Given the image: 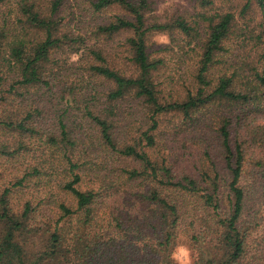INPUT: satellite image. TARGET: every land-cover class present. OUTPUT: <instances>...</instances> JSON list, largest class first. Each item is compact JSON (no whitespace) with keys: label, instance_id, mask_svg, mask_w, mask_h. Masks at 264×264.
Returning a JSON list of instances; mask_svg holds the SVG:
<instances>
[{"label":"trees","instance_id":"obj_1","mask_svg":"<svg viewBox=\"0 0 264 264\" xmlns=\"http://www.w3.org/2000/svg\"><path fill=\"white\" fill-rule=\"evenodd\" d=\"M68 1L0 0V264H178L184 237L192 264H264V70L226 66L234 13L200 27L150 21L152 0H92L95 17L123 13L82 26ZM176 29L197 59L163 100L148 36ZM189 121L198 149L182 153Z\"/></svg>","mask_w":264,"mask_h":264},{"label":"rangeland","instance_id":"obj_2","mask_svg":"<svg viewBox=\"0 0 264 264\" xmlns=\"http://www.w3.org/2000/svg\"><path fill=\"white\" fill-rule=\"evenodd\" d=\"M92 0H69L65 9L66 13H73L71 17L76 19H83L82 26L93 24L103 19L110 20L113 14L123 13L121 8L111 7L104 11L103 15L97 14L95 17L91 8ZM153 10L148 13L150 21L160 20L163 22L171 21L172 19L183 16L193 25L196 21L200 22V27L207 24L202 20L201 15H212L215 13L232 12L236 17V24L234 32L225 42L227 59V67L231 72L236 67L239 72L244 75H253L255 71L264 70V6L257 0H252L248 8L246 3L248 0H212V4L203 6L199 0H152ZM79 25V24H78ZM81 26V25H79ZM75 22L67 23V29H73ZM126 37L125 33L117 35L113 41L110 42L111 46L121 45L123 38ZM172 38L174 40H172ZM189 37L176 29L172 35L165 32L155 31L148 36V45L150 51L158 57H162L165 61L164 66L159 70L158 80L161 83L160 89L161 97L163 100H175L182 98L185 94L186 88L191 87V70L193 59L196 60L197 55L194 52L186 53L189 49L187 42ZM65 55L62 56L64 58ZM218 68L217 73L223 71ZM139 106L134 111H142ZM142 115V112H140ZM205 112L200 117L208 115ZM143 116V115H142ZM135 117H138L136 115ZM171 121V122H170ZM181 123V117L174 115H167L161 122V128L167 133L173 131V128ZM190 123V121H189ZM193 123L187 124L182 128L186 129L178 133L176 138L177 145L181 152L185 151L183 144L192 146L198 149L196 133H191L193 130ZM166 135V134H165ZM176 145V144H175ZM190 150V149H189ZM197 152L189 156L193 159L197 157ZM188 156V155H187ZM180 246H185L191 250L192 263L196 257V251L192 243L187 237L182 238L177 246L174 248L173 253L177 251ZM175 260V259H174ZM177 263L178 261L175 260Z\"/></svg>","mask_w":264,"mask_h":264},{"label":"clouds","instance_id":"obj_3","mask_svg":"<svg viewBox=\"0 0 264 264\" xmlns=\"http://www.w3.org/2000/svg\"><path fill=\"white\" fill-rule=\"evenodd\" d=\"M73 59H76V57L74 56ZM173 258L178 261V264H192L191 250L185 246H180L173 253Z\"/></svg>","mask_w":264,"mask_h":264}]
</instances>
